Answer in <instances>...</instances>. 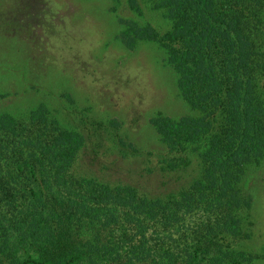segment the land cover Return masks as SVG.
I'll return each instance as SVG.
<instances>
[{"label":"trees","instance_id":"trees-1","mask_svg":"<svg viewBox=\"0 0 264 264\" xmlns=\"http://www.w3.org/2000/svg\"><path fill=\"white\" fill-rule=\"evenodd\" d=\"M3 4L0 28H48L45 0ZM152 7L165 8L172 22L163 33L119 14L115 20L129 24L122 32L129 47L160 43L180 95L200 110L151 122L169 152L207 139L204 183L163 200L75 175L83 134L63 127L44 102L23 118L0 109V264L252 261L225 238L241 234L238 213L252 203L241 205L235 182L264 161V0H158ZM215 184L223 186L214 191Z\"/></svg>","mask_w":264,"mask_h":264},{"label":"rangeland","instance_id":"rangeland-1","mask_svg":"<svg viewBox=\"0 0 264 264\" xmlns=\"http://www.w3.org/2000/svg\"><path fill=\"white\" fill-rule=\"evenodd\" d=\"M45 1L48 28H0V109L23 118L44 102L63 127L83 134L75 175L163 200L204 183L207 139L169 152L151 122L159 114L175 119L200 110L180 95L160 43L139 40L129 47L122 36L129 24L115 20L119 14L163 33L172 24L166 9L152 7L158 0ZM235 185L241 205L252 203L238 213L241 234L228 235L225 243L253 257L238 263L264 264V161L251 163Z\"/></svg>","mask_w":264,"mask_h":264}]
</instances>
